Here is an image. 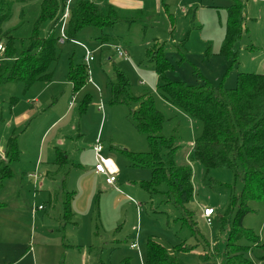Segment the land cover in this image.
<instances>
[{"label":"rangeland","instance_id":"374dc122","mask_svg":"<svg viewBox=\"0 0 264 264\" xmlns=\"http://www.w3.org/2000/svg\"><path fill=\"white\" fill-rule=\"evenodd\" d=\"M8 1L12 3L11 17L3 28L11 30L19 53L39 19L43 0ZM136 1L143 3L142 10L121 8V20L112 28L100 31L86 27L78 34V43L60 42V57L52 64L57 70L50 84L37 81L25 93L21 83L0 85V166L5 163V144L13 131L19 136L21 150L19 160L10 164L13 176L0 188V264H123L126 258L129 264H145L147 237L154 236L170 253L180 241H191L171 199L139 185L148 178L149 169L130 166L121 152L125 148L145 152L149 145L129 116L134 105L109 102L114 67L127 76L132 95H152L165 118L161 133L172 140L175 148V165L192 170L193 193L187 207L194 212L202 242L197 248L178 252L177 257L184 264H198L203 253L201 243H205L207 250L219 254L216 263L220 264L227 230L237 213L236 208L230 209V198L232 193L239 194L242 183L232 170H206L199 161L188 158L195 139L201 135L202 123L161 96L158 86L162 79L147 60L145 50L154 42L163 44L165 56L174 65L167 72L169 80L196 84L197 76L202 75L215 86L222 82L224 88H233L239 71L264 74V0H242L236 64L218 54L230 0H168L172 20L158 0ZM53 24L52 20L40 23V34L48 35ZM101 33L110 35L112 41L97 38ZM115 43L126 52V59L111 47ZM84 47L92 51L94 58L88 65L90 80L74 92L65 78L69 56L73 54L74 64L82 62ZM36 92L39 100L34 106L28 100ZM85 94L91 99L82 107ZM98 135L103 155L109 156L121 173L117 188L108 186L93 196L90 176L84 170L95 163L93 145ZM40 147L44 149L42 163L54 159L55 149L65 153L70 164L65 184L61 175H54L52 179L44 176L43 184L35 185L44 170L34 167ZM167 152L169 149L164 148L163 154ZM73 189L77 191V214H73V222L66 225L63 234L57 230L62 202L65 191ZM206 207L214 211L210 225L201 216ZM249 207L242 224L264 243V200L250 201ZM223 218L229 219L225 231L221 229ZM135 225L138 248L132 249L129 245L136 241ZM240 243L249 241L241 239ZM91 247H99L96 251L102 261Z\"/></svg>","mask_w":264,"mask_h":264},{"label":"trees","instance_id":"16d2710c","mask_svg":"<svg viewBox=\"0 0 264 264\" xmlns=\"http://www.w3.org/2000/svg\"><path fill=\"white\" fill-rule=\"evenodd\" d=\"M167 1L159 0L165 10ZM67 3L69 17L63 29L65 39L62 43L67 40L76 41L78 34L86 27L102 31L104 28H112L121 20L118 7L104 0H43L41 14L27 44L16 53L11 30L3 28V24L11 17L12 3L0 0V44L4 46V52L0 56V85L6 82L21 83L25 93L33 83L51 80L52 64L60 57V17ZM242 6V0H230L226 8L225 34L218 52L232 64L238 62L243 23ZM48 20H52L54 24L49 34L42 36L39 25ZM97 38L112 41V37L104 33ZM145 55L162 79L158 86L161 96L202 123L203 129L193 143L191 158L199 161L206 170H232L242 183L239 194L232 193L230 198V209L236 208L237 213L227 230L220 264H264V243L242 224L243 216L250 210L249 202L264 200V74L239 71L233 88H224L222 82L215 86L202 75L197 76L196 84H186L168 79L167 72L174 65L165 56L163 44L155 42L146 48ZM72 57L73 54L69 56L65 76L72 83V90L78 92L89 80L88 66L84 62L74 64ZM114 71L109 102L134 105V108H130L129 116L135 129L145 135L149 145V150L145 152L125 149L121 152L130 166L149 169V178L139 181V185L150 193L166 194L179 211L180 223L190 232L191 241H180L173 246L172 253L153 236L147 237L145 264H184L177 253L197 248L202 242L194 212L187 207L193 193L192 170L186 165H175L172 157L175 148L172 140L161 133L165 118L157 109L152 95H132L125 73L116 67ZM90 99L91 95L85 94L81 101L82 107ZM164 148L169 149L166 155L163 154ZM3 155L5 163L0 166V188L7 178L13 176L10 164L18 161L20 156L15 132L9 136ZM53 164L55 167L53 171H49V175H61L62 183L65 184L69 162L59 149H56ZM228 188L231 189L230 186ZM71 197L72 193L65 191L58 221L60 231L72 222ZM222 220L221 229L225 231L229 219ZM241 239L249 241V244H241ZM98 248L91 247L90 250L101 260L100 253L96 251ZM201 248L203 253L198 264H217L219 254L207 250L205 243H201ZM123 264H129L127 258Z\"/></svg>","mask_w":264,"mask_h":264},{"label":"crops","instance_id":"0c3cea01","mask_svg":"<svg viewBox=\"0 0 264 264\" xmlns=\"http://www.w3.org/2000/svg\"><path fill=\"white\" fill-rule=\"evenodd\" d=\"M159 1V0H158ZM104 2H109V3H111V4H113L114 6H116V7H118V9L120 10L121 8H124V9H135V10H137V11H141L142 10V8H143V3L142 2H139V1H136V0H104ZM160 3V2H159ZM160 5H161V3H160ZM162 6V5H161ZM167 10H165V8L163 7V9H164V11H165V13H167L168 14V16H169V18H170V20H172L173 19V15L171 14V13H169V5H167ZM170 35H171V31H170ZM155 43V42H154ZM157 43V42H156ZM101 45H103V44H101ZM113 45H118V44H112L111 45V47L113 48ZM94 59V58H93ZM93 61V60H92ZM82 62H83V54H82ZM263 68H264V66H263ZM56 68H53V75H52V78H51V80L49 81V82H44V83H46V84H50L52 81H53V78H54V74L56 73ZM89 72V71H88ZM90 75V74H89ZM65 78H66V76H65ZM66 80H67V78H66ZM89 80H90V76H89ZM88 80V81H89ZM68 81V80H67ZM68 83H70V85L72 86V83L70 82V81H68ZM80 91V90H79ZM29 99V98H28ZM38 100H39V94L36 92V94L35 95H33L28 101H31L33 104H34V106H36V103L38 102ZM13 132H15V131H13ZM16 133V132H15ZM11 134H12V132H11ZM10 134V135H11ZM44 135V134H43ZM9 138V137H8ZM17 141H18V147H19V150H20V145H19V136L17 135ZM125 150H128L127 148H125ZM62 151V150H61ZM40 152H41V154L39 153V155H38V159L36 160V163H35V165H34V167L36 168V169H40V167H42L44 170L41 172V175L39 176V177H37V181H35V185H41V183L43 182V177L44 176H48V178L49 177H51V179L54 177L52 174L51 175H49V170H51V171H53V169H54V167H55V165L53 164V161H54V159H55V157H54V159L53 160H47V161H45L44 163H42V157H43V155H44V149H42L41 147H40ZM63 152V151H62ZM64 153V152H63ZM4 154V153H3ZM55 154H56V149H55ZM65 154V153H64ZM20 155H21V150H20ZM94 156V155H93ZM65 157H66V155H65ZM190 157V154L188 155V158ZM19 158H20V156H19ZM19 160V159H18ZM68 160V159H67ZM94 161H95V159H94ZM115 163V162H114ZM116 164V163H115ZM70 165V164H69ZM94 165H95V163H94ZM94 165L93 166H91V167H89L88 168V170H84L85 172H87V174H89V176H90V181H88V184H89V186H90V189H92V193H91V195H93L94 196V193L98 190V191H101V192H103L105 189H107L108 188V186L109 187H117V181H118V178H119V176H120V173H121V170H120V168L117 166V168H118V173H117V175H116V180H115V182H114V184L113 185H111V184H108L107 182H106V177H105V175H103V174H100V173H97L95 170H94ZM52 173V172H51ZM42 177V181L41 182H39V179ZM148 178H149V176H148ZM147 178V179H148ZM147 179H144V180H147ZM142 181V180H141ZM62 182V181H61ZM191 183H192V178H191ZM43 184V183H42ZM43 186V185H42ZM71 193H72V197H71V199H70V208H71V211H72V213L73 214H77V212H76V210H74V206H75V204H76V196H77V191L75 190V189H73L72 191H70ZM164 194V193H163ZM50 198V200H52L51 199V197H49ZM74 216V215H73ZM73 219V218H72ZM73 222V221H72ZM71 222V223H72ZM67 225V224H66ZM64 226L63 227V229H62V231H63V234L67 231V226ZM57 230L58 231H60L59 230V224H58V226H57ZM62 231H60V232H62ZM64 236L65 235H63V239H64ZM154 237V236H153ZM158 240V239H157ZM133 241V240H132ZM131 241V242H132ZM159 241V240H158ZM160 242V241H159ZM70 246H74V245H70ZM78 246H80V245H78ZM130 246V245H129Z\"/></svg>","mask_w":264,"mask_h":264},{"label":"built area","instance_id":"2783aa9c","mask_svg":"<svg viewBox=\"0 0 264 264\" xmlns=\"http://www.w3.org/2000/svg\"><path fill=\"white\" fill-rule=\"evenodd\" d=\"M68 17H69V6L67 3L65 10L63 11V13L61 14V17H60V23H61L60 39H59L60 42H63L65 39L63 29H64V26H65V23H66ZM73 42L78 43L77 41H73ZM113 49L115 50V52L117 53V55L119 57H123L124 59L127 58L126 52L123 51L119 45H113ZM3 52H4V46L2 44H0V56L2 55ZM92 60H93L92 51L85 48V51L83 54V62L88 66ZM140 84L143 85L144 83L141 82ZM99 109L101 110V107H99ZM93 155H94V159H95L94 170L97 173L105 175L106 182L108 184L113 185L115 180H116L118 168H117L116 164L114 163V161L109 156L103 155V146H102L101 139H100L99 135L96 137V139L94 141ZM39 208H41V206H39ZM213 213H214L213 209L208 208V207L204 208L202 211L201 216L208 225H210V223H211V215ZM133 230L135 231L136 241H132L130 243V248H132V249L138 248V244H137L138 225L133 226Z\"/></svg>","mask_w":264,"mask_h":264}]
</instances>
